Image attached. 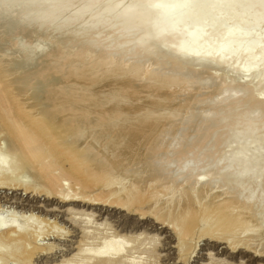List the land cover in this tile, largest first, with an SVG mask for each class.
Here are the masks:
<instances>
[{"label": "bare ground", "instance_id": "obj_1", "mask_svg": "<svg viewBox=\"0 0 264 264\" xmlns=\"http://www.w3.org/2000/svg\"><path fill=\"white\" fill-rule=\"evenodd\" d=\"M11 176L264 260V0H0V188ZM13 223L1 262L49 250ZM115 244L75 262L125 263Z\"/></svg>", "mask_w": 264, "mask_h": 264}, {"label": "rangeland", "instance_id": "obj_2", "mask_svg": "<svg viewBox=\"0 0 264 264\" xmlns=\"http://www.w3.org/2000/svg\"><path fill=\"white\" fill-rule=\"evenodd\" d=\"M208 173L207 175L211 176V172ZM15 178L11 179V186H8V181L4 182L9 189L0 188L1 224L14 222V225L27 230V233L37 236L36 244L39 247H47L49 250L41 251L28 263L11 259L6 263L0 261V264H77L81 260L76 256L79 249L89 251L100 248L101 245L111 249L115 243L127 247L123 255L129 254L124 256L125 263L122 264H264V260L253 257L252 253L242 252V247L236 249L235 253H230L223 240L213 242L206 236L201 237L203 230L196 231L190 240L179 242L171 225L167 227L166 224L155 223L151 218L140 220L137 215L115 208L60 204L57 199L47 197L43 193L28 192L18 187L16 189L13 184L17 183L15 181L20 180V177H17L18 180ZM218 187L207 188L211 192L206 191L205 199L203 196L201 200L210 198L214 190H217L218 194L221 190V194L223 190ZM190 192L192 194L194 191ZM71 219H75L77 224H72ZM259 222V225L254 227L257 230L253 228L257 238H253L254 242L249 240L254 245L257 242V248L260 240H256L264 227V217ZM109 241L111 244L107 243Z\"/></svg>", "mask_w": 264, "mask_h": 264}]
</instances>
